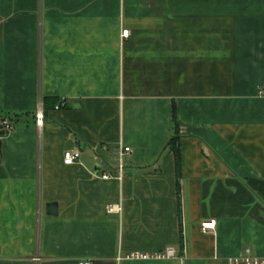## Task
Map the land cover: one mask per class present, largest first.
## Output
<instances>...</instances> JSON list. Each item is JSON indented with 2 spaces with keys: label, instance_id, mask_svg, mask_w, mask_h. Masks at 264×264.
I'll list each match as a JSON object with an SVG mask.
<instances>
[{
  "label": "crops",
  "instance_id": "crops-1",
  "mask_svg": "<svg viewBox=\"0 0 264 264\" xmlns=\"http://www.w3.org/2000/svg\"><path fill=\"white\" fill-rule=\"evenodd\" d=\"M0 120V264L264 257V0H0Z\"/></svg>",
  "mask_w": 264,
  "mask_h": 264
},
{
  "label": "built area",
  "instance_id": "built-area-1",
  "mask_svg": "<svg viewBox=\"0 0 264 264\" xmlns=\"http://www.w3.org/2000/svg\"><path fill=\"white\" fill-rule=\"evenodd\" d=\"M130 32L128 30H124L122 33V38L129 37ZM63 105V103H62ZM56 108H60V105H57ZM37 120L39 125L43 122V109H42V103L39 106V109L37 111ZM11 125L8 123H4V129H9ZM131 147L128 146H122L121 148V157L125 153L131 152ZM81 158V152L78 150H67L64 153V162L65 164L71 165L79 161ZM119 175L117 178L119 180H122L123 178V171H124V165L121 161L119 167ZM113 176L109 173H105L102 175L103 179H110ZM123 211L122 203H110L107 205V212L110 214L117 213L121 214ZM216 229V220H210L205 221L201 225V230L204 233H208L211 231H214ZM177 256L176 249L174 247H167L164 250L161 251H154V252H131L127 254L125 257H119L120 259H139V260H150V259H171L175 258ZM231 264H264V257H260L253 254V251L250 247L246 248L244 253L238 257H234L230 260ZM79 264H93L91 260H83L80 261Z\"/></svg>",
  "mask_w": 264,
  "mask_h": 264
},
{
  "label": "trees",
  "instance_id": "trees-1",
  "mask_svg": "<svg viewBox=\"0 0 264 264\" xmlns=\"http://www.w3.org/2000/svg\"><path fill=\"white\" fill-rule=\"evenodd\" d=\"M173 120H174V123L176 125V127H178V122H177V116H176V108L174 107L173 109ZM0 123H4V121L0 120ZM9 124L12 126V124L9 122ZM8 130V129H7ZM175 140L176 139H172L169 144L172 145L173 144V147L175 148V156H176V166H177V171H180V154H179V148L175 147Z\"/></svg>",
  "mask_w": 264,
  "mask_h": 264
},
{
  "label": "water",
  "instance_id": "water-1",
  "mask_svg": "<svg viewBox=\"0 0 264 264\" xmlns=\"http://www.w3.org/2000/svg\"><path fill=\"white\" fill-rule=\"evenodd\" d=\"M6 131L4 129V124L0 123V138L1 136L5 135ZM1 143V140H0ZM47 213L50 215H57L58 214V205L57 203H48L47 204Z\"/></svg>",
  "mask_w": 264,
  "mask_h": 264
}]
</instances>
